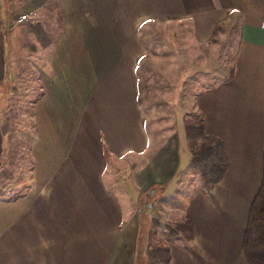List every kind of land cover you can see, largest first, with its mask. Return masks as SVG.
<instances>
[{
  "label": "crops",
  "instance_id": "crops-1",
  "mask_svg": "<svg viewBox=\"0 0 264 264\" xmlns=\"http://www.w3.org/2000/svg\"><path fill=\"white\" fill-rule=\"evenodd\" d=\"M21 14L29 20L17 23ZM230 18L232 67L195 93L190 111L222 139L228 166L210 191L187 196L193 239L169 246L170 264H251L242 243L263 166L264 0H0V172L9 159L30 166L19 194L0 190V264H135L142 222L179 177L196 175L198 143H188L187 114L163 127L142 111L140 30L187 19L203 43ZM81 98L70 132L66 107ZM9 115L24 118L17 142ZM153 186L162 193L144 209Z\"/></svg>",
  "mask_w": 264,
  "mask_h": 264
},
{
  "label": "rangeland",
  "instance_id": "rangeland-1",
  "mask_svg": "<svg viewBox=\"0 0 264 264\" xmlns=\"http://www.w3.org/2000/svg\"><path fill=\"white\" fill-rule=\"evenodd\" d=\"M231 23L230 18L217 24L212 37L203 43H198L195 40L191 24L187 19L151 22L141 28V36L144 37L147 46L146 62L145 65L143 63L141 65V84L143 91L146 92V102L142 93H140L139 99L144 113L147 109L158 124L166 127L175 112H178V115H186L194 109L193 98L195 93L217 80L216 77L226 74L232 67L231 61L237 41V31ZM21 101L23 100L13 103L11 107L6 100L3 101V106L6 103L7 108H13L17 105L19 109H25V105H19ZM84 103H86L85 99L81 98L79 105L77 101H74L71 107H66L68 114L66 127L70 132L77 125V114L82 111ZM65 104L70 105V100L62 102V105ZM20 119L23 120L24 118L10 117L9 115L5 119L7 123L5 125L11 130L9 135L15 142L21 140L20 134L16 131V125L21 124ZM15 132H17L16 136L14 135ZM38 134L39 132L35 138L37 137L40 141L41 138L39 139ZM12 151L18 153V150L14 151V148ZM7 163L9 164L7 165ZM7 163L8 172H0V190L5 189V191L3 190L5 194L14 196L22 191L15 186V182L18 180L24 182L30 166L27 167L26 161H23L21 166H17L15 160L12 159H9ZM196 175L193 173L180 175L181 177L175 182V189L170 191L164 200L155 205L151 214L148 215L149 218L159 220L157 228L160 232L163 230L166 221L178 219L185 215L183 212L187 196L195 187H201L198 173ZM147 220L142 225L144 226L142 230L146 231L156 227ZM143 235L144 231L141 232V238L138 240L139 256L145 252Z\"/></svg>",
  "mask_w": 264,
  "mask_h": 264
},
{
  "label": "trees",
  "instance_id": "trees-1",
  "mask_svg": "<svg viewBox=\"0 0 264 264\" xmlns=\"http://www.w3.org/2000/svg\"><path fill=\"white\" fill-rule=\"evenodd\" d=\"M230 77L231 74L225 77V81ZM183 123L188 143L198 142L191 148L189 163L198 173L201 186L210 191L222 180L227 170L228 161L223 141L217 136L206 134L205 115L201 111L188 113ZM262 161L261 184L250 206L242 243L244 257L251 264H264V150ZM161 193V187H151L145 192L147 202L141 203V206L144 209L151 207ZM146 219L156 227L142 230ZM158 225L159 220L156 218L148 217L142 222L138 238H141V232L144 231L145 252L139 256L140 249H137L135 264H170L169 246L180 239L187 242L193 239V224L188 216L166 221L161 232L157 228Z\"/></svg>",
  "mask_w": 264,
  "mask_h": 264
},
{
  "label": "built area",
  "instance_id": "built-area-1",
  "mask_svg": "<svg viewBox=\"0 0 264 264\" xmlns=\"http://www.w3.org/2000/svg\"><path fill=\"white\" fill-rule=\"evenodd\" d=\"M29 20V16L27 14H21L16 18L17 23H21L23 21ZM264 26V25H263Z\"/></svg>",
  "mask_w": 264,
  "mask_h": 264
}]
</instances>
